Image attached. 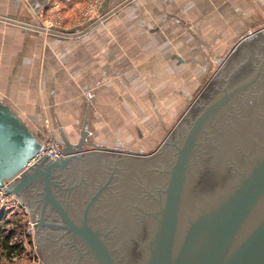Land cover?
Returning <instances> with one entry per match:
<instances>
[{
    "label": "water",
    "instance_id": "95a60500",
    "mask_svg": "<svg viewBox=\"0 0 264 264\" xmlns=\"http://www.w3.org/2000/svg\"><path fill=\"white\" fill-rule=\"evenodd\" d=\"M130 1L108 11L86 32ZM0 21L55 36L84 34L47 29L10 16L0 15ZM257 38L264 42V29L245 37L231 56L227 55L206 89L151 154L96 145L87 149L92 98L88 97L85 117H80L79 143L71 144L63 137L57 123L64 144L61 155L51 158L46 153L30 164L44 149V136L0 99V185L16 196L35 222L40 264H264V44L255 54L249 50ZM243 52L246 54L241 56ZM160 162L166 164L156 167ZM77 163L83 167L88 163L107 166L108 186L117 175L116 169L123 173V180L132 178L135 167L146 171L140 176L144 182L155 177L151 172L155 168L163 167L164 176L156 175L155 185L148 183L144 207L149 210L143 216L115 217L114 224L111 217L92 214L94 199L82 214L72 213L63 205L54 179L59 172L71 169V174ZM40 181L44 184L42 203L28 198ZM121 182L118 180V184ZM104 188L96 190L97 195ZM52 207L61 215V221L47 217ZM132 221L145 225L146 231L131 235L129 229L117 228ZM61 227L71 233L74 261L66 263L52 255L44 260L42 240L50 237L51 228H60L55 234L59 237L66 231ZM123 238H132L135 244L132 258L120 248Z\"/></svg>",
    "mask_w": 264,
    "mask_h": 264
},
{
    "label": "crops",
    "instance_id": "0c3cea01",
    "mask_svg": "<svg viewBox=\"0 0 264 264\" xmlns=\"http://www.w3.org/2000/svg\"><path fill=\"white\" fill-rule=\"evenodd\" d=\"M124 1L126 0H110L109 5L113 9ZM140 1L145 3V0ZM25 2L32 15L36 16L38 8L48 3L49 0H26ZM133 3L129 2L121 7V11L116 15L113 14L110 19H114L118 15L122 18L120 15L124 11L123 15L126 20H139L135 25L139 29L138 35L142 39L150 40L151 46L155 47L152 51L157 50L158 53L168 50L166 57H169V62L166 64V71L172 74L178 71V66L181 64H185L187 61L196 62L195 58L191 57L195 56L198 51L206 56L210 54L216 58L217 62L215 54L223 50L227 52L230 49L229 41L236 38L228 36V20H264V0H154L153 2L148 0L146 6L141 9L140 16L131 15L132 9H135L131 5ZM3 12L5 11L0 9V15H3ZM5 16L24 19L21 21L28 23H37V20L29 19L31 14L30 17H20L17 14H6ZM122 20L125 19L122 18ZM148 20L203 21H195L184 28L185 31H181L179 23H175L179 27V32L173 25L170 26V29L174 28L172 31L165 32L162 28L160 29L161 26L151 24ZM217 20H225V23L218 25ZM106 23L103 22L100 26ZM127 25L129 26L128 23ZM174 31H176V35L179 33L180 37L176 39L175 35L173 38L176 40V44L171 45L162 36L164 32L170 36V33ZM181 33L183 34L181 35ZM40 34L35 29H25L19 25L0 21V99L10 104L37 133L45 137L51 132L60 141L58 123L59 128L63 131V137H66L71 144H76L79 143L78 136L81 134L80 117H85L87 98L92 97L88 107V148H95L94 145H96L135 152L146 151L144 147L130 149L128 144L133 135L120 131L111 135L110 125L106 124L102 118L98 119L96 115V106H101L102 111L107 115L110 113L112 105L117 103L114 100L116 96L110 97L112 89L106 86L104 90H100L102 83L112 82V80L107 81L104 74L109 70L118 72L116 66L121 68L122 74L126 70L128 71V63L115 64L116 66H111L109 69L99 67V71H97L95 64L88 66L89 62L85 63L86 55L82 49H69L70 44L64 45L68 42L67 40L73 39V44H81L86 35L65 38L48 34L50 43H46L44 52H42L43 49H40L38 43ZM244 37L245 35L241 38ZM222 40H225L224 44H222ZM215 41L220 43V49L213 46ZM53 44L56 45L55 48H53ZM73 56L78 57L75 65L70 64ZM114 75L115 73L111 76ZM132 76V78H124V83L118 79H115L114 83L121 92H124L122 94L129 100V103L132 96L130 97L126 93V84L133 89V87L136 88V85L133 84L138 81L142 82L141 79L144 81L141 73L139 76ZM98 86L99 88H97ZM190 86L181 87L178 83L177 87H171V91L174 94L175 91L182 95L188 94L190 97L192 94L189 90ZM140 88H145V84L143 83ZM180 88L183 91H180ZM195 92L196 90L193 91V94ZM158 94L161 93L158 91ZM72 95H75L76 98H72ZM124 100L126 101V99ZM175 107L177 111V106ZM118 109L116 108L113 112L124 120L123 128L128 127V122L134 119L146 121L149 124L159 118V111L149 114V108L145 111L141 110L139 113L132 107ZM155 109L158 110L157 107ZM46 119L51 124L49 128L46 124L43 125ZM42 121L43 123H41ZM137 130V134L143 137L147 136L149 131L148 128L144 130L142 127ZM114 135L121 137V140L124 139L123 142L118 141ZM128 137L131 138L128 139ZM60 143L64 147L61 141Z\"/></svg>",
    "mask_w": 264,
    "mask_h": 264
},
{
    "label": "rangeland",
    "instance_id": "374dc122",
    "mask_svg": "<svg viewBox=\"0 0 264 264\" xmlns=\"http://www.w3.org/2000/svg\"><path fill=\"white\" fill-rule=\"evenodd\" d=\"M25 1L26 0H0V9L5 11L3 12V16L6 14H17V16L20 17H30L31 14L29 19L37 20L36 24H31L52 30H78L79 32H84L81 36H86L81 41V44H73V39L67 40L68 42L64 45L67 46L70 44L68 46L69 49H82L84 55H86L85 63L87 64L89 62L88 66L95 64V70L97 71H99V67L109 69L111 66L122 65L124 62L128 63V71L126 70L122 74L120 72L121 68L118 66H116L119 70L118 72L109 70L104 74L105 77H107L106 80H112V82L102 83L100 90H104L106 86L112 89L110 97L113 95L116 96L114 100L117 103L112 105L111 111L107 115L102 111L101 106H96V115L98 119L102 118L106 124L110 125L111 128L109 131L111 135H113V133L115 134L116 131L132 134V138L128 137V139L131 138V142L129 144L127 142V144L130 145L129 148L138 149L144 147V149H146V151L143 152L144 154H151L161 146L179 124L184 116V112L189 110L196 101L197 97L201 94V90L206 89L208 83L212 80L213 74H217L220 70L223 63L226 61L227 55L231 56L236 46L239 45L245 37L264 29V20H228V36H234L236 38L229 41L230 49L227 50V52L226 50L218 53L215 51V53H217L215 56L219 63H217L215 61L216 58H213L210 54L206 56L198 51L195 56L191 57L192 59L195 58L196 62L187 61L185 64L178 66V71L172 74L166 71V64L169 62V57H166L168 50L158 53L157 50L152 51L155 47L151 46L150 40L142 39L138 35L139 29L136 28L135 25H137L139 20H126L125 15H123L124 11L120 16L125 20H122L119 15L115 16L114 19H110L113 14L116 15L122 8L101 21V23L107 22L106 24L100 26L101 23H99L86 32L85 29L89 28L91 23L102 18L108 13L109 9L112 10L109 5L110 0H49L48 3L38 8L35 14L36 16L32 15ZM147 1L148 0H145L143 4L140 0H131V3L134 2L131 5L135 7V9H132L131 15L140 16L141 9L146 6ZM153 1L154 0H149V2ZM118 5L115 7H118ZM131 5L129 4V6ZM148 21H150L151 24H156L158 27L161 26L160 29L162 28L165 32H170L174 28L179 32V27L175 23H179L181 31H185L184 28L188 25H191L195 21L200 22L203 20ZM217 22L218 25L224 24L225 20H217ZM172 25L174 28L172 27L170 29ZM38 32L41 33L38 37L39 47L43 49L42 52H44L46 43H50V38L47 37L49 33L41 30ZM165 32L162 38L165 39L167 43L175 45L176 40L173 37L176 35V31L170 33V36ZM182 34L183 33H181V35ZM243 35H245V37L241 38ZM178 37H180L179 33L176 35V39ZM221 42L224 44L225 40ZM219 44L218 41H215L213 46L220 49ZM55 47L56 45L53 44V48ZM76 59H78V57L73 56L70 64L75 65L77 62ZM113 73H115V75L111 76ZM139 73L143 74L144 81L141 79L142 82L138 81L136 84H133L136 85V88L133 87V89H131L129 88L130 85L128 86L126 84L125 91L130 97L132 96V100L129 103V100L122 94L124 92H121L114 83L117 79L119 81L122 80L124 83V78H132V75L139 76ZM143 83L145 84V88L142 89L140 86ZM178 83L181 87L191 85L189 90L192 94L194 90H196V92L193 95L191 94L190 97L188 94L182 95L176 91L174 94L171 91V87H177ZM97 88H99V86ZM158 91L161 94H158ZM180 91H183V89L180 88ZM72 98H76V96L72 95ZM124 99H126V101ZM175 106H177V111L175 110ZM122 107L124 109L125 107H132V109H136L135 111L138 113L141 112V110L145 111L149 108V114H152L150 112L158 113L157 111H159V118L156 121L149 122V124L146 121L143 122L134 119L128 122V127L123 128L122 125L124 120L120 115H115L113 112L116 108L121 109ZM155 107H157L158 110H156ZM175 113L177 114L175 115ZM41 123H43V121ZM45 124L48 128L51 126L48 119L45 120L43 125ZM141 127L144 130H147V128L149 129L148 132L146 131L147 136L143 137L137 134V128ZM49 136L57 140L51 132ZM115 137L118 141L124 140H121L119 136ZM57 142L60 143L59 140ZM0 216L3 218L1 220V234H9L10 243L15 245L16 248L19 247L17 251L15 250L10 253L8 249H4L0 244V264H40L41 257L35 246L34 238L36 231L33 229L29 212L23 207L15 205L12 196L8 195L6 192H0ZM7 221H9V223H7Z\"/></svg>",
    "mask_w": 264,
    "mask_h": 264
},
{
    "label": "flooded vegetation",
    "instance_id": "af4514ba",
    "mask_svg": "<svg viewBox=\"0 0 264 264\" xmlns=\"http://www.w3.org/2000/svg\"><path fill=\"white\" fill-rule=\"evenodd\" d=\"M263 44V40L257 38V40L249 46V50L252 49L255 54L258 48H260ZM245 52H243L241 56H243ZM165 164L166 162H160L156 165V167L161 165L164 166ZM76 165L78 166L77 168L72 166L74 169L71 174V169L64 171L63 173L59 172L57 178L54 179L56 181L54 188L57 192H59V198L63 205L69 208L72 213L82 214L84 213L86 205L94 199L95 203L92 214L94 212L95 216L98 217H111V221H113L114 224H116L115 217L128 216L135 218L143 216L145 212L149 210L144 207V204L148 200L147 189L149 184L155 185L154 179H158L156 175L159 177L164 176V168H155L153 165L151 169H155L151 172H154L156 175L154 174L155 177L152 176L148 182H144L143 179L140 178V176H143L146 171H141L136 167L131 171L132 178L129 177V180L124 178L123 180L121 177L123 173L116 169L117 175L108 186L106 185L105 178L107 174H109L110 170L107 166L98 163H88L85 164V167L81 164L78 165V163ZM118 180H122L123 183L121 182V184H118ZM101 186H104L105 190L101 194L99 193L97 195L96 190L100 189ZM43 187V181L37 182L35 187L29 192L28 198L39 199V202L42 203L41 191ZM118 187L121 188V190H118L119 192L117 191ZM48 206L50 207L49 204ZM47 212V217H49L51 221H61V215L56 208L52 207L48 209ZM117 228L120 230L127 228L129 229V234L131 233V235H135L136 233L139 234L142 230L146 231L147 229L146 226L142 225L140 222L134 224L133 221L127 225L119 226L118 224ZM59 229L60 228H51V233L48 231L50 237L47 240L43 239L40 244L41 254L44 257V260L50 259L52 255L56 259L59 257L60 259L66 261V263L69 261L73 262L75 258V249L71 244V233L66 230L67 228H62V231H66L58 237L55 234ZM127 240L128 239L123 238L119 241L120 248L125 249L128 252L129 258H132L134 253L132 247L134 248L135 244L133 245L131 243L132 238L128 241ZM58 250L59 252H64V256H60Z\"/></svg>",
    "mask_w": 264,
    "mask_h": 264
},
{
    "label": "built area",
    "instance_id": "2783aa9c",
    "mask_svg": "<svg viewBox=\"0 0 264 264\" xmlns=\"http://www.w3.org/2000/svg\"><path fill=\"white\" fill-rule=\"evenodd\" d=\"M43 142H44V150L41 151L40 153H38L37 156L34 159L31 160L30 164H33L34 162H36L37 161L36 159L39 160L46 153L48 155H50L51 158H57V157H59L61 155V153L63 151V147H62L61 143H59L56 140L52 139L49 135L44 137ZM1 188H2V186L0 185V192H2V193L6 192L5 189L2 190ZM7 194L12 196V199L15 202V205L23 207L26 211H28V209L20 203V201L16 198L15 195L9 194V193H7ZM31 223H32L33 229L35 230L34 222H31Z\"/></svg>",
    "mask_w": 264,
    "mask_h": 264
},
{
    "label": "trees",
    "instance_id": "16d2710c",
    "mask_svg": "<svg viewBox=\"0 0 264 264\" xmlns=\"http://www.w3.org/2000/svg\"><path fill=\"white\" fill-rule=\"evenodd\" d=\"M2 217H3V215H2ZM1 216H0V244L2 245V247L4 248V249H8V251L10 252V253H12V252H14L15 250L17 251V249L19 248V247H15V245H13V244H11L10 243V235L9 234H7V235H3V234H1V229H2V227H1V220L3 219ZM7 223H9V221H7Z\"/></svg>",
    "mask_w": 264,
    "mask_h": 264
},
{
    "label": "bare ground",
    "instance_id": "6f19581e",
    "mask_svg": "<svg viewBox=\"0 0 264 264\" xmlns=\"http://www.w3.org/2000/svg\"><path fill=\"white\" fill-rule=\"evenodd\" d=\"M50 137H51L52 139L56 140V139H55V138H53L52 136H50ZM56 141H58V140H56ZM43 150H44V149H43ZM43 150H42V151H43ZM36 160H38V159H36ZM36 160H35V161H36ZM1 189L3 190V189H5V187H4V186H2V188H1ZM34 223H35V222H34Z\"/></svg>",
    "mask_w": 264,
    "mask_h": 264
}]
</instances>
